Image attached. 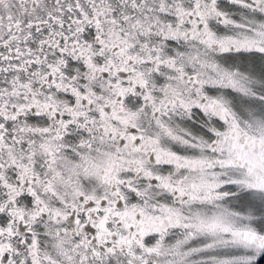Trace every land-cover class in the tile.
<instances>
[{
	"label": "snow or ice",
	"instance_id": "snow-or-ice-1",
	"mask_svg": "<svg viewBox=\"0 0 264 264\" xmlns=\"http://www.w3.org/2000/svg\"><path fill=\"white\" fill-rule=\"evenodd\" d=\"M0 264H264V0H0Z\"/></svg>",
	"mask_w": 264,
	"mask_h": 264
}]
</instances>
